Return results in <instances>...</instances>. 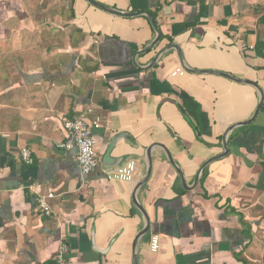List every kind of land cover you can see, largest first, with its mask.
<instances>
[{
	"label": "crops",
	"instance_id": "obj_1",
	"mask_svg": "<svg viewBox=\"0 0 264 264\" xmlns=\"http://www.w3.org/2000/svg\"><path fill=\"white\" fill-rule=\"evenodd\" d=\"M95 1L152 14L161 41L141 54L146 17L85 0H0V264H54L63 244L73 264H134L146 221L133 199L148 222L137 264H264V0ZM172 44L187 68L263 94L199 177L259 94L184 70L175 50L146 70ZM87 109L99 163L83 177L58 144Z\"/></svg>",
	"mask_w": 264,
	"mask_h": 264
},
{
	"label": "built area",
	"instance_id": "obj_2",
	"mask_svg": "<svg viewBox=\"0 0 264 264\" xmlns=\"http://www.w3.org/2000/svg\"><path fill=\"white\" fill-rule=\"evenodd\" d=\"M93 114L91 109L79 112L72 119L64 121V130L67 134L65 142L58 144V147L65 151H76V162L78 164L81 176H87L94 172L98 166L97 141L94 131L98 130L101 125V118L96 116L91 122L89 116ZM20 160L27 166L33 164L31 152L27 148H21L19 152ZM52 193L46 197L37 198L39 209L49 216L52 214L51 208L47 204V200L53 198ZM68 248L61 245L60 252L57 255L54 264H73L67 258Z\"/></svg>",
	"mask_w": 264,
	"mask_h": 264
},
{
	"label": "water",
	"instance_id": "obj_3",
	"mask_svg": "<svg viewBox=\"0 0 264 264\" xmlns=\"http://www.w3.org/2000/svg\"><path fill=\"white\" fill-rule=\"evenodd\" d=\"M88 4H90L91 6L107 13V14H110V15H114V16H118V17H133V16H143V17H146L151 26H152V29L155 33V37L153 39V41L149 44V46H147L146 48H144L142 50V53H145L147 51H150L152 50L156 45L159 44V42L161 41V32L159 30V27H158V24L156 22V20L154 19L153 15L148 13V12H142V13H122V12H119L117 10H114V9H111V8H108L102 4H99L98 2H96L95 0H85ZM169 50H175V52L177 53V56H178V59H179V62L182 66V68L190 73H197V74H215V75H220V76H223V77H226L230 80H233L237 83H241V84H246V85H250V86H253L254 88H256V90L258 91V94H259V100H258V105H257V108L253 114V116L249 119V120H246L244 122H240L238 124H234L233 126L229 127L225 133L223 134V137H222V147H223V153L212 158L211 160H209V162H207L198 172L197 174V177H199V175L202 173L203 169L211 162L213 161H217V160H220V159H223L225 157H227L229 155V147H228V143H227V139H228V136L230 134L231 131H233L234 129L236 128H239V127H243V126H248L250 125L251 123L254 122L255 118L258 116L261 108H262V104H263V94H262V91L261 89L259 88V86H257L255 83L253 82H250L248 80H241V79H236V78H233L231 76H228V75H225V74H221V73H218V72H210V71H196V70H191L189 68H187L183 62V58H182V55H181V51L179 50V48L177 46H175V44H172V45H169L165 48H162L161 50H159L157 53H156V56L154 57L153 61L151 62V64L149 66L146 67V70L147 69H151L155 63L157 62V60L164 54L166 53L167 51ZM166 156H167V159L168 161L170 162V164L172 166H174L181 182H182V174H181V171L179 170V168L173 163V160L171 159V156L170 154H168V152L166 151L165 152ZM151 158H150V153L149 151H147V172H146V176L145 178L139 183L138 187L137 188H140L141 186H143L145 184V182L148 180L149 178V175H150V172H151ZM196 177V179H197ZM133 203L134 205L136 206V208L141 212V214L145 217V221H146V226L145 228L136 236L134 242H133V260H134V264H137V256L135 254V250H136V247H137V243L139 241V239L147 232L148 230V222H147V217L145 215V212L143 211V209L140 207V205L137 203V201L135 199H133Z\"/></svg>",
	"mask_w": 264,
	"mask_h": 264
},
{
	"label": "trees",
	"instance_id": "obj_4",
	"mask_svg": "<svg viewBox=\"0 0 264 264\" xmlns=\"http://www.w3.org/2000/svg\"><path fill=\"white\" fill-rule=\"evenodd\" d=\"M204 176V175H203Z\"/></svg>",
	"mask_w": 264,
	"mask_h": 264
}]
</instances>
